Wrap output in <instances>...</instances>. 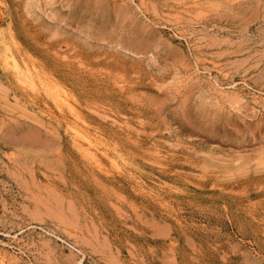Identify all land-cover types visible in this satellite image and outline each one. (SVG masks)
<instances>
[{
  "label": "rangeland",
  "instance_id": "374dc122",
  "mask_svg": "<svg viewBox=\"0 0 264 264\" xmlns=\"http://www.w3.org/2000/svg\"><path fill=\"white\" fill-rule=\"evenodd\" d=\"M0 264H264V0H0Z\"/></svg>",
  "mask_w": 264,
  "mask_h": 264
},
{
  "label": "bare ground",
  "instance_id": "6f19581e",
  "mask_svg": "<svg viewBox=\"0 0 264 264\" xmlns=\"http://www.w3.org/2000/svg\"><path fill=\"white\" fill-rule=\"evenodd\" d=\"M48 130V129H47ZM17 144V143H16ZM119 209H120V207H119ZM116 210V209H115ZM118 212V211H117Z\"/></svg>",
  "mask_w": 264,
  "mask_h": 264
}]
</instances>
